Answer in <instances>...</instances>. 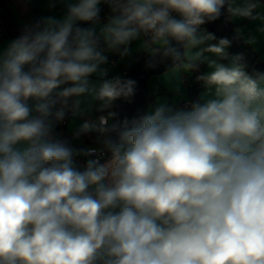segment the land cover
<instances>
[{
    "label": "clouds",
    "instance_id": "clouds-1",
    "mask_svg": "<svg viewBox=\"0 0 264 264\" xmlns=\"http://www.w3.org/2000/svg\"><path fill=\"white\" fill-rule=\"evenodd\" d=\"M57 4L0 44V264H264V70L230 51L240 29L203 28L264 19L261 0ZM141 36L148 67L207 63L205 92L121 116L137 81L107 53ZM93 104L73 136L97 146L76 148L57 126Z\"/></svg>",
    "mask_w": 264,
    "mask_h": 264
},
{
    "label": "crops",
    "instance_id": "crops-1",
    "mask_svg": "<svg viewBox=\"0 0 264 264\" xmlns=\"http://www.w3.org/2000/svg\"><path fill=\"white\" fill-rule=\"evenodd\" d=\"M0 3L4 5L1 8H3L4 12L7 14L6 16L8 17L11 34L10 37L0 44L6 43L9 39L18 35L22 25L28 22L30 19L41 15H55L59 17L62 16L65 11L64 5L62 4H57L55 8H50L49 0H0ZM101 7L103 9L101 13L103 23L106 22V14L109 13V9L105 5H101ZM257 11L261 14V16H264V0H261V5ZM252 22L253 25L249 26L250 21L248 20L231 21L236 29H240L243 32L244 35L242 38L245 41L249 35H252L256 38L255 42L250 44V46L258 54V58L260 60H264V31H261V29L264 28V19H258ZM135 41L137 40L132 41L130 44L127 55L122 56L119 53H107L109 56V63L104 67L107 69L109 77L116 75L121 76L123 69L129 70V68L138 61V58L140 57L131 51L132 45ZM210 58L216 59V57L212 56V54L210 55ZM201 67L202 73L211 71L207 63L201 64ZM186 75V71L179 70V73L176 75L165 78L161 86L159 84V86L157 85L158 92L155 93V97H159L160 104L165 103L169 105L180 106V103L184 102L185 100L190 98L195 100L205 92L202 82L196 79L197 88H199V91L195 96H191L186 87L184 88L183 85L185 84L184 79L186 78ZM93 79L95 80L96 77H93ZM99 115H101V113L97 111V106L93 104L89 113L84 116L73 117L72 114L69 113L65 121L57 126L56 131L61 135H65L66 139H68L76 148L83 146H97L95 139L96 134L92 133L82 135L79 139H76L73 136V132L79 127L83 120L94 119ZM81 158L82 157H78L77 159Z\"/></svg>",
    "mask_w": 264,
    "mask_h": 264
},
{
    "label": "water",
    "instance_id": "water-1",
    "mask_svg": "<svg viewBox=\"0 0 264 264\" xmlns=\"http://www.w3.org/2000/svg\"><path fill=\"white\" fill-rule=\"evenodd\" d=\"M210 32L214 33L217 38L220 37H233L235 34V27L231 21L221 18L216 22L204 25ZM231 52H244L248 59L249 67H255L260 70H264V61L258 58V54L253 50L250 44L246 43L243 38L236 40L233 47L230 49ZM149 55L143 56L134 65H132L127 73L123 76L124 78H132L137 81V91L135 97L131 102L120 100L116 102V111L121 116H132L138 110H147L154 100V96L149 91L148 79L151 76L159 75L167 72L175 67V65L157 63L155 67H148L147 62Z\"/></svg>",
    "mask_w": 264,
    "mask_h": 264
},
{
    "label": "rangeland",
    "instance_id": "rangeland-1",
    "mask_svg": "<svg viewBox=\"0 0 264 264\" xmlns=\"http://www.w3.org/2000/svg\"><path fill=\"white\" fill-rule=\"evenodd\" d=\"M252 25H253V22L250 21L249 26H252ZM203 28L206 29L207 31H209L207 28H205V27H203ZM235 30H236V28H235ZM214 42L215 41H212L210 43H214ZM131 51L134 52L135 55H137L138 57H140V59L143 56H145V55H149V48H148V44H147V39H145L143 36H141V38L137 39V41H135L133 43L132 48H131ZM205 55L210 56L211 54L206 53ZM261 61H264V60L261 59ZM200 67H201V65H200ZM179 70L186 71V73H187L186 77L189 76V77L192 78V72H191V70H186L184 67H176L175 66L174 68H172L171 70H169L167 72H164V73L159 74V75L151 76L148 79L149 91L154 96V100L152 101V103H151V105L149 107L154 108L155 106H157V105L160 104L159 97H157V96L155 97V93L158 92V86L159 85L161 86V84L164 82V79L165 78L170 77V76H174L177 73H179ZM183 85H184V88H185L186 87L185 84H183Z\"/></svg>",
    "mask_w": 264,
    "mask_h": 264
},
{
    "label": "built area",
    "instance_id": "built-area-1",
    "mask_svg": "<svg viewBox=\"0 0 264 264\" xmlns=\"http://www.w3.org/2000/svg\"><path fill=\"white\" fill-rule=\"evenodd\" d=\"M10 35L11 34H10L8 17L6 16L4 10L0 7V43L3 42L4 40H6L8 37H10ZM144 38L147 39L146 37H144ZM127 71L128 70L123 69L121 76L123 77L127 73ZM191 72H192V78L188 76L184 79L186 89L188 90V92L190 94L195 89V82H196L197 76L202 74V68L199 67L198 70H195V71L191 70ZM190 101H192L191 98L180 103V106H186ZM62 137L66 138L65 135H62ZM77 162L83 163L84 160L82 158L77 159Z\"/></svg>",
    "mask_w": 264,
    "mask_h": 264
},
{
    "label": "trees",
    "instance_id": "trees-1",
    "mask_svg": "<svg viewBox=\"0 0 264 264\" xmlns=\"http://www.w3.org/2000/svg\"><path fill=\"white\" fill-rule=\"evenodd\" d=\"M2 6H4L2 3H0V7H2ZM3 9V8H2ZM5 14H6V12H5ZM7 15V14H6ZM204 27V26H203ZM138 60H140V58H138ZM136 63V62H135ZM134 63V64H135ZM199 91V88H197V81L195 82V89L193 90V92L190 94L191 96H195L196 95V93Z\"/></svg>",
    "mask_w": 264,
    "mask_h": 264
}]
</instances>
